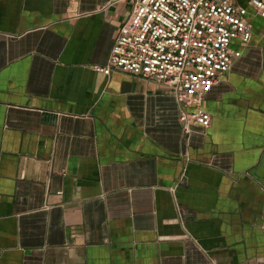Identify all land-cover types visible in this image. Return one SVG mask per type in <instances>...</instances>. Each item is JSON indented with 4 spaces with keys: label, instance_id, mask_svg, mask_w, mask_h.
Listing matches in <instances>:
<instances>
[{
    "label": "crops",
    "instance_id": "crops-1",
    "mask_svg": "<svg viewBox=\"0 0 264 264\" xmlns=\"http://www.w3.org/2000/svg\"><path fill=\"white\" fill-rule=\"evenodd\" d=\"M126 0H0V264H264V17L211 125L108 63Z\"/></svg>",
    "mask_w": 264,
    "mask_h": 264
},
{
    "label": "built area",
    "instance_id": "built-area-1",
    "mask_svg": "<svg viewBox=\"0 0 264 264\" xmlns=\"http://www.w3.org/2000/svg\"><path fill=\"white\" fill-rule=\"evenodd\" d=\"M129 18L121 25L108 63L96 66L154 79L166 85L183 106L179 120L208 128L203 108L221 74L242 56L253 36L249 7L264 17V0H126Z\"/></svg>",
    "mask_w": 264,
    "mask_h": 264
},
{
    "label": "rangeland",
    "instance_id": "rangeland-1",
    "mask_svg": "<svg viewBox=\"0 0 264 264\" xmlns=\"http://www.w3.org/2000/svg\"><path fill=\"white\" fill-rule=\"evenodd\" d=\"M242 3H247L248 0H239Z\"/></svg>",
    "mask_w": 264,
    "mask_h": 264
}]
</instances>
